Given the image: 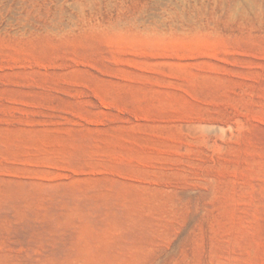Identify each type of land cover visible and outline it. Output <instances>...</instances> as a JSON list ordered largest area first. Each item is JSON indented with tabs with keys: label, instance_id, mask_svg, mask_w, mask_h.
I'll use <instances>...</instances> for the list:
<instances>
[{
	"label": "rangeland",
	"instance_id": "1",
	"mask_svg": "<svg viewBox=\"0 0 264 264\" xmlns=\"http://www.w3.org/2000/svg\"><path fill=\"white\" fill-rule=\"evenodd\" d=\"M0 264H264V0H0Z\"/></svg>",
	"mask_w": 264,
	"mask_h": 264
}]
</instances>
